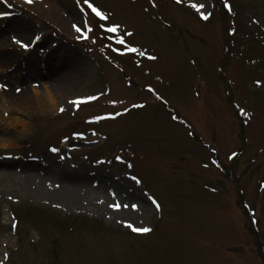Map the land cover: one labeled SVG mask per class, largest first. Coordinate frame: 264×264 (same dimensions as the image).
<instances>
[{
    "label": "rangeland",
    "instance_id": "obj_1",
    "mask_svg": "<svg viewBox=\"0 0 264 264\" xmlns=\"http://www.w3.org/2000/svg\"><path fill=\"white\" fill-rule=\"evenodd\" d=\"M89 2L107 19L83 0H8L17 12L0 3L9 13L0 18V156H48L58 170L90 182L127 181L144 207L131 221H106L93 208V182L78 209L31 200L13 167L0 188V264H264V57L247 62L255 50L235 56L220 73L213 0ZM229 5L240 42L264 56V0ZM202 13L211 16L205 21ZM114 26L116 33L106 31ZM117 37L145 55L127 52ZM42 84L49 94L30 93ZM78 96L87 102L71 103ZM111 181L117 195L135 199ZM22 204L105 226L62 230L51 212L40 217L34 209L15 230L11 210ZM129 223L152 231L132 236Z\"/></svg>",
    "mask_w": 264,
    "mask_h": 264
},
{
    "label": "bare ground",
    "instance_id": "obj_2",
    "mask_svg": "<svg viewBox=\"0 0 264 264\" xmlns=\"http://www.w3.org/2000/svg\"><path fill=\"white\" fill-rule=\"evenodd\" d=\"M40 87L44 90H41ZM30 93L32 95L34 93L35 96L40 97L49 94L50 91L46 84H42L39 87H31ZM7 97H11V95H7ZM16 99H19V97ZM50 159L48 156H45L43 160L34 162L27 158L1 155L0 169L2 170H0V188H3L5 185L2 178L7 176L8 172L15 167L17 171V187L22 192L28 194L31 200L46 201L53 206L70 210L80 208L83 205L81 198L93 192L92 187L95 188L92 184L93 181L90 182L83 175H73L70 172L58 170L56 165L52 163L54 159L53 161H50ZM108 179L113 180L110 182L111 187L114 186L118 190H124L130 197H134L136 200L131 199L130 201H125L121 198V194L117 195L109 188L105 182ZM93 183H96L95 185L97 187V190L93 192L95 197L91 200L93 202V208L106 221H131L136 215L135 213L144 207L140 199L137 198L133 188L126 185L129 184L127 181L103 176L99 183L97 181ZM116 204L120 205L119 209L113 207ZM125 204L129 206L124 207ZM132 204L137 205L135 210L132 209Z\"/></svg>",
    "mask_w": 264,
    "mask_h": 264
},
{
    "label": "snow or ice",
    "instance_id": "obj_3",
    "mask_svg": "<svg viewBox=\"0 0 264 264\" xmlns=\"http://www.w3.org/2000/svg\"><path fill=\"white\" fill-rule=\"evenodd\" d=\"M25 2L27 3H32V0H25ZM77 2L79 3L80 0H77ZM182 0H176V3H181ZM0 3H5L7 4V0H0ZM83 4L87 6L88 9L91 10V12L96 16L98 17L101 21L103 20H106L107 17L102 14L96 7L93 6L92 3L89 2V0H83ZM8 7H11V5H7ZM155 6V5H154ZM193 8L196 9L197 12H200V10L202 8H204V5L203 4H200L199 6H197L196 4H193L191 5ZM225 8L228 9V11H231V7L229 4L225 3L224 5ZM81 11H83V8H81ZM9 15V13L7 12H0V18H4V17H7ZM211 16V13H208V14H201V19L207 21ZM75 27V30L78 32V33H81V29L79 27ZM89 31H91V29H88ZM107 32L109 33H116L118 31V27L114 26V27H109L106 29ZM81 35H85V33H81ZM127 35L131 36L132 33H127ZM85 38H86V35H85ZM40 37H36V40H39ZM17 43H19V41H16ZM116 43L119 44V45H123L125 49H127V52H131V53H136V52H139L140 55H145L144 52L140 51L139 49L137 48H134V47H129L124 39L122 37H117L116 39ZM20 46L22 48H24L25 50H27L28 48V45L27 44H24V43H20ZM113 51H119L118 49H113ZM121 54H124V53H121ZM148 59H156V57L154 56H149ZM258 85H259V82H257ZM17 91H19V89H17ZM149 91H151V89H149ZM159 98V97H158ZM97 99L96 97H89L88 100H95ZM87 101L85 100H73L71 101V103L75 104V105H80L82 103H85ZM134 107H143V105H134ZM61 111H63V109H61ZM116 115H121V113H116ZM106 119H115V116H98L95 118L96 121H99V120H106ZM52 151H56V149H52ZM117 159L119 160L120 158L117 157ZM231 159V157H230ZM129 167H131V165H129ZM133 180L136 181V183H140L139 180L136 179V177H132ZM151 199V198H150ZM152 203L154 205H156L157 209L159 210V204L154 200L152 199ZM129 205L125 204L124 207H128ZM113 207L119 209L120 205L119 204H116V205H113ZM132 209L135 210L137 208V205L136 204H132L131 205ZM126 227L130 228L134 233H137V234H147V233H150L152 231L151 228H148V227H134L131 223L129 224H126Z\"/></svg>",
    "mask_w": 264,
    "mask_h": 264
},
{
    "label": "trees",
    "instance_id": "obj_4",
    "mask_svg": "<svg viewBox=\"0 0 264 264\" xmlns=\"http://www.w3.org/2000/svg\"><path fill=\"white\" fill-rule=\"evenodd\" d=\"M223 23H225V20L223 21ZM223 29H224V33L228 34L230 32V25L228 24L227 26L223 27ZM35 211L38 212L40 217H41V212L36 210V209H35ZM21 213L26 218H34L37 215L34 213V209H32V208H25L21 211ZM50 218L55 219L56 216L52 215V216H50ZM68 222L69 221H64V222H60L59 224H61L62 226L68 227V225H67Z\"/></svg>",
    "mask_w": 264,
    "mask_h": 264
}]
</instances>
